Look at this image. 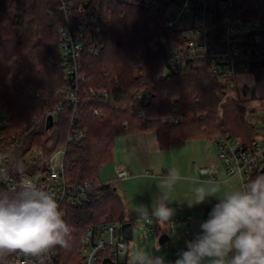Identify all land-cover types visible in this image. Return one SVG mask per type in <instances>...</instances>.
I'll list each match as a JSON object with an SVG mask.
<instances>
[{
	"label": "trees",
	"instance_id": "trees-1",
	"mask_svg": "<svg viewBox=\"0 0 264 264\" xmlns=\"http://www.w3.org/2000/svg\"><path fill=\"white\" fill-rule=\"evenodd\" d=\"M69 1L75 7V25L83 2L100 11L101 31H87L80 65L86 76L83 87L107 92L106 97L83 99L86 134L73 143H67L72 114L63 91L71 83L61 65L60 31L66 19L60 0H0V105L9 118L4 133L20 140L16 168L26 172L17 158L24 159L34 146L43 149L48 161L67 144V185L91 184L88 206L71 208L67 215L73 227L70 247H59L66 264L75 258L88 227L104 218L128 222L115 184L100 181L101 167L113 160L117 137L155 132L160 150L167 151L224 134L239 139L236 127L244 134L241 142L251 145L260 128L258 120L248 119L247 109L229 95L226 79L213 73L210 59L197 57L190 67L166 70L168 54L185 48L186 42L181 32L165 27L162 9L134 1ZM233 10L245 19H264V0H235ZM94 47L100 48L99 56L91 54ZM143 90L149 94L146 104L140 105L134 94ZM58 107L62 110L47 129L46 118ZM94 110H101L103 117H94ZM34 119L44 120L26 129ZM2 190L7 189L0 186ZM14 254L0 257V264H8Z\"/></svg>",
	"mask_w": 264,
	"mask_h": 264
},
{
	"label": "built area",
	"instance_id": "built-area-1",
	"mask_svg": "<svg viewBox=\"0 0 264 264\" xmlns=\"http://www.w3.org/2000/svg\"><path fill=\"white\" fill-rule=\"evenodd\" d=\"M127 4L130 1L141 6H152L162 9L164 25L167 29L182 33L186 47H181L168 54L167 71H176L190 67L195 58H207L212 62L214 74L224 77L228 85L240 88L238 76L252 75V69L257 67L264 75V19H245L240 13H235V0H117ZM60 11L65 15L66 23L60 31L61 62L65 79L71 87L63 91L65 101L72 114V131L67 143L81 140L86 134L82 124L81 109L84 98L98 99L107 96L106 91L94 88L85 89L86 76L81 70V58L86 49L87 31L90 28L101 31L100 11L90 7L89 2H83L77 12V23L73 16L75 7L69 0H60ZM190 19L191 25L183 30L177 26ZM98 47L91 49V54L99 56ZM236 92V90L234 91ZM232 92V94L234 93ZM29 93H33L30 89ZM149 92L143 90L134 94L140 105L146 104ZM58 107L53 116L59 113ZM94 117H103L101 110H94ZM46 122L48 124V118ZM0 117H5L4 126L0 127V186L6 189L15 187L22 180H30L56 198L60 210L67 220L71 208L88 206L87 193L91 189L90 183L77 187H70L66 183L64 174V159L67 144L59 148L46 161L43 149L36 146L30 148L24 159L18 157L20 166L26 172L22 175L16 168L17 150L20 140L13 134L4 133L8 123L7 110L0 105ZM260 128L253 144L244 145L230 134L221 135L213 142L219 148V158L201 169H209L207 177L216 180L220 161L229 178H238L240 188H243L256 173L264 169V106L255 112ZM44 119H34L26 129L42 124ZM178 120L175 119L174 123ZM21 134V133H20ZM47 163V166H44ZM21 166V167H22ZM21 171V170H20ZM118 179L129 177V172L123 166L116 167ZM211 211V210H210ZM122 223L102 219L97 225L87 228L80 248L75 258L69 264H104L111 261L115 264H128L122 256L127 249L128 241L122 234ZM66 264L61 256L59 246L51 249L42 257H28L15 253L8 264ZM109 264V263H107Z\"/></svg>",
	"mask_w": 264,
	"mask_h": 264
},
{
	"label": "clouds",
	"instance_id": "clouds-1",
	"mask_svg": "<svg viewBox=\"0 0 264 264\" xmlns=\"http://www.w3.org/2000/svg\"><path fill=\"white\" fill-rule=\"evenodd\" d=\"M198 171L201 176L211 174L209 169ZM179 179L178 171L173 169L158 188L170 191ZM208 184L195 189L189 207L204 203L220 191L219 185L211 181ZM134 210L141 220L155 217L161 225L176 213L168 206L166 193H161L151 212L145 205ZM200 229L195 239L186 242L187 250L177 254L174 264H204L206 260L210 264H264V174L218 200ZM72 231L56 198L34 182L22 180L0 191V257L14 253L42 257L57 246L68 249ZM130 259L132 264H168L164 256L144 249L131 253Z\"/></svg>",
	"mask_w": 264,
	"mask_h": 264
},
{
	"label": "rangeland",
	"instance_id": "rangeland-1",
	"mask_svg": "<svg viewBox=\"0 0 264 264\" xmlns=\"http://www.w3.org/2000/svg\"><path fill=\"white\" fill-rule=\"evenodd\" d=\"M191 20L187 19L183 23L177 26L178 30H183L191 25ZM253 79L248 80V86L251 88L252 95L249 93V89L233 88L228 85V81H224V85L229 95H232L234 99H237L241 105L247 109V118H255V112L259 111L257 106V98H262L261 106H264V75L257 67L252 69ZM236 90V92H234ZM232 92H234L232 94ZM256 106V107H255ZM57 118V117H56ZM55 118V119H56ZM5 117H0V127L4 126ZM260 125L258 126V128ZM257 128V129H258ZM235 130L239 132V142L243 138L244 134L237 127ZM259 130V129H258ZM255 137V136H254ZM147 138L150 142L151 151L153 152V165L154 168L149 170V173H145L141 177H133L130 181H117L115 173V162L104 165L100 169V181L102 183H113L119 194L125 195V202L128 206L130 205H145L148 198L155 201L156 195L166 193L168 197V206L175 208L176 213L166 225H161L155 217H151L150 221H143L139 218L136 211L130 212L127 215V221L133 225V240L127 243V249L125 254L122 256V261L127 259L128 264H132L130 254L135 252L137 249H144L153 255H162L166 258L168 264H174L178 258V253L181 250H187L186 242L195 239V237L201 232L200 224L207 220L208 215L206 210L212 208L218 200H222L224 196L231 191L240 188L238 178H229L223 167L222 162L219 164V174L216 175V180H210L207 177L193 175L189 171V164L197 163L202 164L207 162L209 159L219 158V148L215 142L209 140H192L187 142L185 146H173L167 151H161L158 149L156 142L155 132H148ZM117 147L122 146V152H125L124 138H117ZM118 149V148H117ZM123 158V157H122ZM118 162H123L121 159ZM119 164V163H118ZM117 164V166H119ZM121 166V165H120ZM163 166V170L166 172L164 176L175 169L178 171L181 178L176 181L170 191H166L163 188H158L165 179L159 178L157 174H161L160 167ZM174 167V168H173ZM163 171V172H164ZM137 175L136 173H133ZM195 177L200 180H205L207 184L199 180H188L187 178ZM161 177V175H160ZM158 178V179H157ZM183 179V180H182ZM211 181L214 184L219 185L220 191L215 194V197H208L204 205H193L189 207V203L192 200L188 197L191 195L194 198L195 189L201 186L209 187L208 182ZM161 192V193H160ZM137 194V198H132L133 194ZM197 206V207H194ZM149 211L153 209L147 205ZM204 211V213L202 212ZM120 223V222H119ZM169 236V241L161 245L159 243V237L162 234ZM159 246V251L156 248ZM204 264H210L209 260H206Z\"/></svg>",
	"mask_w": 264,
	"mask_h": 264
},
{
	"label": "crops",
	"instance_id": "crops-1",
	"mask_svg": "<svg viewBox=\"0 0 264 264\" xmlns=\"http://www.w3.org/2000/svg\"><path fill=\"white\" fill-rule=\"evenodd\" d=\"M249 79H253L254 80V76L253 75H248V74H240L238 76L239 85L243 86L244 89L245 88L249 89V93L252 95L253 93L251 91V88H249V86H248V80ZM262 102H263L262 98H260V99L257 98V103H258L257 106L259 108L263 107V106L259 105V104H262ZM147 134H148V132H146V133H137V134H132V135H126V136H119L120 139L124 138V143L123 144H125L124 145V147L126 148L125 152H122V150H121L123 145L120 146V147L119 146L117 147V143L115 142L114 150H113V160H112V162H115V164H114L115 165V170H116V167H118L117 164L119 163L121 166L125 167L126 170L129 172V177L128 178H125V179H118L117 178V181H119V182L120 181H122V182L130 181L131 178H133L135 176L136 177H141L145 173H149V170H152L154 168V165H153V160H154L153 152L151 151V146H150V142H149V140L147 138ZM119 137H117V138H119ZM116 139H115V141H116ZM156 142H157V139H156ZM157 146H158V149L160 150L158 142H157ZM120 159L123 162H118V160H120ZM213 160L209 159L207 162H203L202 164H197V163L190 162L189 171L192 172L193 175L195 174V176H197V175H199V171L198 170L203 168L204 166L208 165ZM160 171H161V174H157V176H159V178H161V179H166V177L164 176V173H166V172L163 170V166L160 167ZM115 173H116V171H115ZM133 173H136L137 175H134ZM218 174H219V172H218ZM160 175H161V177H160ZM116 176H117V174H116ZM181 177L182 176L180 174V178ZM204 177H207V176H204ZM187 179L190 180V181L199 180V181L207 184V182L205 180L204 181L200 180L198 178H195L194 176L193 177L189 176ZM117 193H118V191H117ZM119 195H120V197L122 198V200H123V202L125 204L126 214L129 215L130 212H134L135 211L134 209H135L136 206H134V205L128 206L127 203L125 202V199H126L125 197L126 196L122 195V194H119ZM156 196H157V198H155L154 202H152V200L150 198H148L146 203H145V206L148 205L150 208L151 207L154 208L155 204L158 202L159 197H160L159 194L156 195ZM130 197L137 198L138 195L135 193V194H133ZM188 197L190 198V200H193V197L191 195H189ZM204 203H206V202H204ZM201 205H204V204H201ZM194 207H197V206H194ZM211 209L212 208H208L206 210L207 212H205V213H207V215H208V211H210ZM202 212L204 213V211H202Z\"/></svg>",
	"mask_w": 264,
	"mask_h": 264
},
{
	"label": "water",
	"instance_id": "water-1",
	"mask_svg": "<svg viewBox=\"0 0 264 264\" xmlns=\"http://www.w3.org/2000/svg\"><path fill=\"white\" fill-rule=\"evenodd\" d=\"M54 124V119H53V116H49L48 118V124H47V129H50L52 128ZM262 172H264V169L262 170ZM122 234H123V237L128 241H132L133 240V225L132 223L130 222H126L122 225ZM167 241H169V236L167 234H162L160 237H159V243L161 245L165 244ZM115 264L114 262H111V261H104V264Z\"/></svg>",
	"mask_w": 264,
	"mask_h": 264
}]
</instances>
